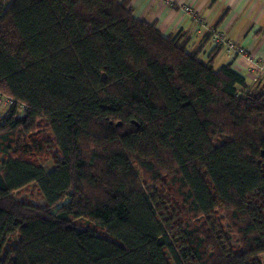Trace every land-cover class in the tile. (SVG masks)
I'll use <instances>...</instances> for the list:
<instances>
[{
	"label": "trees",
	"instance_id": "1",
	"mask_svg": "<svg viewBox=\"0 0 264 264\" xmlns=\"http://www.w3.org/2000/svg\"><path fill=\"white\" fill-rule=\"evenodd\" d=\"M130 1L0 0V264H262L264 84Z\"/></svg>",
	"mask_w": 264,
	"mask_h": 264
},
{
	"label": "crops",
	"instance_id": "2",
	"mask_svg": "<svg viewBox=\"0 0 264 264\" xmlns=\"http://www.w3.org/2000/svg\"><path fill=\"white\" fill-rule=\"evenodd\" d=\"M129 7L137 20L155 24L163 37L180 33L189 42L188 51L202 45L199 54H206L204 58L213 49L212 37L219 33L264 62V0H131ZM185 7L196 14L199 24L183 12ZM218 48L213 67L229 65L242 76L245 59H232L224 46Z\"/></svg>",
	"mask_w": 264,
	"mask_h": 264
},
{
	"label": "rangeland",
	"instance_id": "3",
	"mask_svg": "<svg viewBox=\"0 0 264 264\" xmlns=\"http://www.w3.org/2000/svg\"><path fill=\"white\" fill-rule=\"evenodd\" d=\"M225 50L227 52L229 51L226 46H225ZM205 53H207V52H205ZM205 55L206 54H204V53L201 54V55L199 54V59L201 61H206L207 60V57L204 58ZM258 65H259V68H262V69L264 68V62L263 61H260L259 60ZM217 67H218V63L216 64V68H214V69H218ZM241 71H242V73L244 75L247 74L246 73L247 72L246 70H241ZM245 80H246L247 84H249L251 87L254 88L258 82H260L261 84H264V74L261 77H257V81L254 82V83H251V81L249 79H245ZM11 103H12V101L6 95L3 94L2 96H0V119L3 118L6 115L8 109L12 105ZM50 138L51 139H54L52 134L50 135ZM46 160L47 159H45L43 161V165H45L46 168L51 167V169H52L53 168V164L50 165V162L49 161H46ZM3 161L4 160L2 159V157L0 155V168H1V165H2ZM16 196H17V198L27 200V201H29L31 203H35L36 205H42L43 204V201L41 199V196H40L37 188L34 187L33 185H30V186L22 189L21 191L17 192L16 193ZM221 217L222 216H220V215L217 216L218 219H220ZM230 238H231V240H230L231 244L234 247H237L238 246V243H237L236 237L233 236V237H230ZM261 262H262V264H264V256L261 257Z\"/></svg>",
	"mask_w": 264,
	"mask_h": 264
},
{
	"label": "built area",
	"instance_id": "4",
	"mask_svg": "<svg viewBox=\"0 0 264 264\" xmlns=\"http://www.w3.org/2000/svg\"><path fill=\"white\" fill-rule=\"evenodd\" d=\"M183 12L191 17H193L196 22L199 24L200 21L196 19V14L189 9L188 7H185L182 9ZM213 41L212 48H215L217 46H226L227 49L229 50L228 52L230 53V56L232 59H237V58H244L245 59V65L242 70H246L247 74L244 75L242 74V78L244 79H249L251 83H254L257 81V77H261L264 74V68H259V60L255 58L254 56L248 54L246 51L244 45H235L234 43L230 42L227 40L226 37L222 34H215L214 37L211 39ZM2 96V95H0Z\"/></svg>",
	"mask_w": 264,
	"mask_h": 264
},
{
	"label": "water",
	"instance_id": "5",
	"mask_svg": "<svg viewBox=\"0 0 264 264\" xmlns=\"http://www.w3.org/2000/svg\"><path fill=\"white\" fill-rule=\"evenodd\" d=\"M120 125V124H119Z\"/></svg>",
	"mask_w": 264,
	"mask_h": 264
}]
</instances>
